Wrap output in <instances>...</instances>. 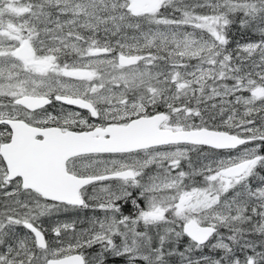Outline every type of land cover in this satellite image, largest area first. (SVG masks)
<instances>
[{
    "label": "snow or ice",
    "instance_id": "6c2138e0",
    "mask_svg": "<svg viewBox=\"0 0 264 264\" xmlns=\"http://www.w3.org/2000/svg\"><path fill=\"white\" fill-rule=\"evenodd\" d=\"M0 264H264V0H0Z\"/></svg>",
    "mask_w": 264,
    "mask_h": 264
}]
</instances>
